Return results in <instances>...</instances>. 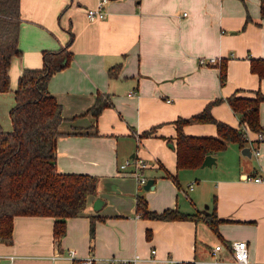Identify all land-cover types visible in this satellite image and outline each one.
<instances>
[{
    "label": "crops",
    "instance_id": "obj_1",
    "mask_svg": "<svg viewBox=\"0 0 264 264\" xmlns=\"http://www.w3.org/2000/svg\"><path fill=\"white\" fill-rule=\"evenodd\" d=\"M263 1L109 0L105 18L90 22L85 10L98 0H20L21 55L11 62L10 85L15 87L24 69L41 67L44 50L71 53L68 65L48 81L63 118L55 165L60 173L96 177L97 187L84 210L66 219L58 241L52 217H14L12 243H0V264H80L88 257L93 264H109L110 257L135 254L142 257L136 264H233L229 249L236 241L246 242L252 260L264 262V181L245 179L264 180V140L257 157L243 155L244 147L251 150L256 143L257 133L249 130L244 147L229 142L210 154L214 164L194 169H176L174 140L177 118L190 119L216 99L212 117L241 128L226 98H254L257 91L264 96V78L250 71L251 58L264 59ZM210 58L220 61L211 64ZM115 65L119 72L110 77ZM96 94L111 105L93 116L88 109ZM13 103V92L0 93L3 115ZM258 117L264 128V100ZM182 130L217 135L212 123L191 121ZM126 160L132 164L119 170ZM137 162L146 164L141 174L154 180L149 190L132 175ZM138 197L148 210L177 209L201 218H144L136 210ZM212 212L219 219L215 229L205 218ZM216 245L221 248L212 256ZM151 249L155 262L146 259ZM71 250L73 259L67 256Z\"/></svg>",
    "mask_w": 264,
    "mask_h": 264
},
{
    "label": "trees",
    "instance_id": "obj_2",
    "mask_svg": "<svg viewBox=\"0 0 264 264\" xmlns=\"http://www.w3.org/2000/svg\"><path fill=\"white\" fill-rule=\"evenodd\" d=\"M260 18L264 19V1L260 5ZM20 0H0V93L13 92L14 103L9 109L12 129L0 125V243H12L13 220L16 216H48L53 218V235L58 241L65 233L66 219L80 214L89 196L96 193L97 178L87 174H65L56 169V140L63 135L59 125L63 118L61 106L48 91V81L66 67L71 53L66 48L42 52L39 68H26L17 78L15 87L10 85L9 68L14 58L21 55L18 47ZM71 39V38H70ZM69 39V41H70ZM66 44V47L69 44ZM119 65L108 69L110 77L117 76ZM250 71L264 78V59H250ZM226 81L225 61L219 64V82ZM104 95L96 94L94 104L88 109L93 116L111 103ZM264 100L260 92L254 98L235 94L226 98L239 124L250 131L261 133L258 105ZM214 100L190 119L177 118L175 124L176 169H194L201 166L206 155L226 148L235 142L244 147V131L218 121L210 114ZM212 123L217 135L190 136L182 127L189 122ZM148 132H143L142 136ZM174 179V177H173ZM136 210L141 217L153 220H191L201 218L198 213H184L177 209L161 212L148 210L144 199L137 198ZM211 228L219 222L215 212L205 216ZM90 242L94 237L93 221L89 228ZM179 264H195L184 261Z\"/></svg>",
    "mask_w": 264,
    "mask_h": 264
},
{
    "label": "built area",
    "instance_id": "obj_3",
    "mask_svg": "<svg viewBox=\"0 0 264 264\" xmlns=\"http://www.w3.org/2000/svg\"><path fill=\"white\" fill-rule=\"evenodd\" d=\"M109 0H98V3L95 7L93 8H87L85 10V16L88 21L93 22L97 20L104 19L106 16V10H105V5L108 3ZM220 60H216L214 58L208 59V63H216L219 62ZM131 94V93H130ZM241 129L244 131L245 136H247V132L249 129L247 128L246 125H242ZM264 140V137L261 133L256 134V143L252 146L251 152L254 156L259 155V149H258V143ZM131 163V160H126L122 164L119 165V170H124L126 169ZM146 168V164L142 162H137L134 164V168L132 170V175L136 182L139 185H144L147 181L146 177L141 174V170ZM246 180H253L254 182H262L264 181L262 177L260 176H255V177H245ZM192 187V184H189V188ZM221 248V245H216L212 250H211V255L215 256L217 254V251ZM230 254L232 256V263L233 264H264V262H257L254 261L250 258L249 256V250L247 247V244L245 241H236L233 242L232 245H230ZM67 256L70 259L74 258V253L73 251H69ZM142 257L135 254L133 257L128 258V259H118L116 257H110L107 260L109 264H136L139 260H141ZM148 261L155 262L157 261L156 257V251L154 249L150 250V257L146 258ZM93 257H88L84 259L83 261L80 262V264H93L94 262ZM168 264H179L180 262H176L173 259H167L165 260Z\"/></svg>",
    "mask_w": 264,
    "mask_h": 264
},
{
    "label": "water",
    "instance_id": "obj_4",
    "mask_svg": "<svg viewBox=\"0 0 264 264\" xmlns=\"http://www.w3.org/2000/svg\"><path fill=\"white\" fill-rule=\"evenodd\" d=\"M241 153H242L243 155L248 156V157H250L251 154H252L251 150H250L248 147H244V148L242 149ZM214 163H215V159H214V157H212V155H206V156L204 157V159H203L202 164H201L200 167H205V166L210 167V166H211L212 164H214ZM153 183H154V180H153V179H148V180L146 181V183L143 185V189H144V190H149L150 188H152ZM98 201H99V200H97V202H98ZM99 202H100V201H99ZM94 209H97V207H96L95 205H94Z\"/></svg>",
    "mask_w": 264,
    "mask_h": 264
},
{
    "label": "rangeland",
    "instance_id": "obj_5",
    "mask_svg": "<svg viewBox=\"0 0 264 264\" xmlns=\"http://www.w3.org/2000/svg\"><path fill=\"white\" fill-rule=\"evenodd\" d=\"M0 124L3 128V130H11L12 126H11V122L9 120V116L8 113H6V115H3V111H0Z\"/></svg>",
    "mask_w": 264,
    "mask_h": 264
}]
</instances>
